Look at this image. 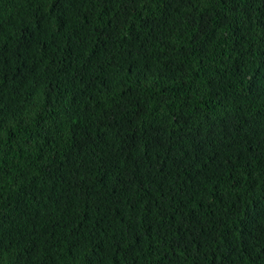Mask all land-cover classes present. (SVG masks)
Wrapping results in <instances>:
<instances>
[{
  "label": "trees",
  "instance_id": "1",
  "mask_svg": "<svg viewBox=\"0 0 264 264\" xmlns=\"http://www.w3.org/2000/svg\"><path fill=\"white\" fill-rule=\"evenodd\" d=\"M0 264H264V0H0Z\"/></svg>",
  "mask_w": 264,
  "mask_h": 264
}]
</instances>
